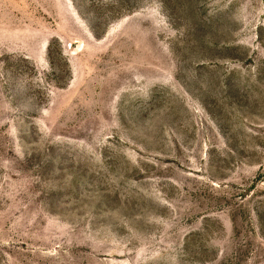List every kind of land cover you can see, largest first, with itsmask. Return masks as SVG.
Here are the masks:
<instances>
[{"label":"rangeland","instance_id":"obj_1","mask_svg":"<svg viewBox=\"0 0 264 264\" xmlns=\"http://www.w3.org/2000/svg\"><path fill=\"white\" fill-rule=\"evenodd\" d=\"M0 264H264V0H0Z\"/></svg>","mask_w":264,"mask_h":264}]
</instances>
